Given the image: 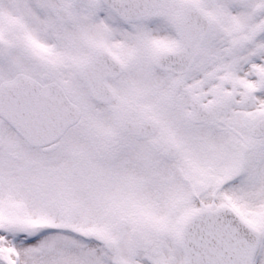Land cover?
I'll list each match as a JSON object with an SVG mask.
<instances>
[{
    "label": "snow or ice",
    "instance_id": "6c2138e0",
    "mask_svg": "<svg viewBox=\"0 0 264 264\" xmlns=\"http://www.w3.org/2000/svg\"><path fill=\"white\" fill-rule=\"evenodd\" d=\"M0 264H264V0H0Z\"/></svg>",
    "mask_w": 264,
    "mask_h": 264
}]
</instances>
